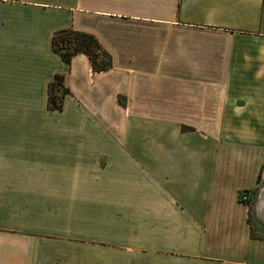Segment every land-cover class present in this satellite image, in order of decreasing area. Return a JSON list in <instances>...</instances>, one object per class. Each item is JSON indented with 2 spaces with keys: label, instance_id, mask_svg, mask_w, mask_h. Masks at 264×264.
<instances>
[{
  "label": "crops",
  "instance_id": "obj_1",
  "mask_svg": "<svg viewBox=\"0 0 264 264\" xmlns=\"http://www.w3.org/2000/svg\"><path fill=\"white\" fill-rule=\"evenodd\" d=\"M0 264H264V0H0Z\"/></svg>",
  "mask_w": 264,
  "mask_h": 264
},
{
  "label": "trees",
  "instance_id": "obj_2",
  "mask_svg": "<svg viewBox=\"0 0 264 264\" xmlns=\"http://www.w3.org/2000/svg\"><path fill=\"white\" fill-rule=\"evenodd\" d=\"M52 48L60 57L70 62L76 53H85L93 71H102L112 66L109 52L98 38L89 32L68 27L56 30L52 35ZM69 91L64 85V75L57 73L48 85V109H62L65 94Z\"/></svg>",
  "mask_w": 264,
  "mask_h": 264
},
{
  "label": "rangeland",
  "instance_id": "obj_3",
  "mask_svg": "<svg viewBox=\"0 0 264 264\" xmlns=\"http://www.w3.org/2000/svg\"><path fill=\"white\" fill-rule=\"evenodd\" d=\"M255 192H256V191H255ZM248 193H249L248 191H247V192H244V191L241 192L240 195H239V197H240L239 199L242 200V196H243V195H246V196H247V202H250V203H251V209H253L254 202H255V197H256V196H255L256 193L254 194V197H252V193H251V194H250V193L248 194ZM243 201H244V200H243ZM252 214H253V213H252Z\"/></svg>",
  "mask_w": 264,
  "mask_h": 264
},
{
  "label": "built area",
  "instance_id": "obj_4",
  "mask_svg": "<svg viewBox=\"0 0 264 264\" xmlns=\"http://www.w3.org/2000/svg\"><path fill=\"white\" fill-rule=\"evenodd\" d=\"M242 200L247 201V196L246 195H243L242 196Z\"/></svg>",
  "mask_w": 264,
  "mask_h": 264
}]
</instances>
